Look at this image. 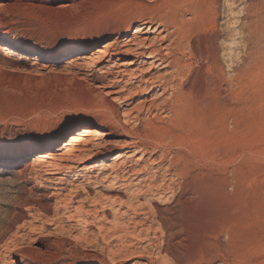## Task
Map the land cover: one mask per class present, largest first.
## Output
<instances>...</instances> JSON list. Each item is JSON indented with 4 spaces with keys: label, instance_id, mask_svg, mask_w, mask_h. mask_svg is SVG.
<instances>
[{
    "label": "rangeland",
    "instance_id": "1",
    "mask_svg": "<svg viewBox=\"0 0 264 264\" xmlns=\"http://www.w3.org/2000/svg\"><path fill=\"white\" fill-rule=\"evenodd\" d=\"M142 2L0 0V264H264V0H219L217 55L191 28L184 94L134 116L91 57Z\"/></svg>",
    "mask_w": 264,
    "mask_h": 264
},
{
    "label": "bare ground",
    "instance_id": "2",
    "mask_svg": "<svg viewBox=\"0 0 264 264\" xmlns=\"http://www.w3.org/2000/svg\"><path fill=\"white\" fill-rule=\"evenodd\" d=\"M157 1L158 0H147V2L145 3L144 2L140 3V5H138L139 13L136 19L137 24H135L134 26V23L132 22V20H127L126 22L124 21L125 22L124 26L126 28V31L127 29H130L132 26H134L132 34L116 35L115 38H113V40L105 43L102 46V49H99L98 51L96 50L98 52V55L94 56L93 58L91 57V61L98 63V72L101 75H103V78L102 80L100 79L101 82L99 81L100 84L98 85L100 93L108 96L111 101L116 102L117 100H120V99L123 100V98L128 97V95L133 94L136 90L143 92L144 90L148 89L145 95L139 99L134 109L128 110V113L133 114L134 116H138V113H139L138 111L144 108L147 110L154 109L155 111L160 110L161 112H164L166 103H169L167 102L169 98L170 100H174V103H178L181 96L184 94L185 86L181 82H179V79L180 77L182 78L184 70L187 67L188 62H187L186 57L196 52L194 43L190 38L191 28L198 26L200 29V27H202V30L200 33L201 35L209 38L208 44L211 48V56L214 57V54H215L214 52L217 51L215 50V48H217L215 47L217 45L216 39L218 38V35L220 34L219 31L217 30V25H218L217 19L219 18L218 17V7L220 5V4L218 5L219 0H211L209 2H202L199 5L189 4L187 7H185V9L184 8L183 9H170V10H165V11L159 10V7L161 6V4H159ZM212 28L215 29V31L212 30L211 32L209 30L210 32H207V29H212ZM207 53H210V52H207ZM216 55L217 53L215 54V56ZM105 57H107V59H104ZM30 58L31 56L27 57V59H30ZM72 62H75V61H72ZM69 63L71 64V62ZM30 64L31 66L38 65L37 62H32ZM44 67H46L45 64L40 65V68H44ZM112 68H115V69L112 70ZM36 70L39 71V69H36ZM85 74H87L86 71H85ZM167 92L169 93L170 97L161 99V97ZM169 110L174 112L175 106L172 105V108L169 107ZM107 135L108 133L106 131L100 128H97V127L93 128L91 132L86 135V138L83 139L84 141L83 147H79L76 150L77 151L76 154L74 153V156L78 158L79 154H81L82 151H85V150L91 151L93 146L95 145L99 146L101 144L102 146H105L107 144H111L112 142L109 143L110 141L104 140V138L107 137ZM101 139H103L102 142L101 141L96 142L97 140H101ZM117 157L118 155L112 158L110 162L106 161L105 159H100L94 163L92 162L91 164L89 163L85 164L84 168L87 169L88 171L104 170V169H107L110 164L114 163L117 160ZM153 177H154V174H153ZM119 200H120L119 204L121 205L123 201L120 198ZM108 201L110 200L108 199ZM110 202L111 204H113L115 201L112 200ZM18 229H20L19 226L17 227V230Z\"/></svg>",
    "mask_w": 264,
    "mask_h": 264
}]
</instances>
